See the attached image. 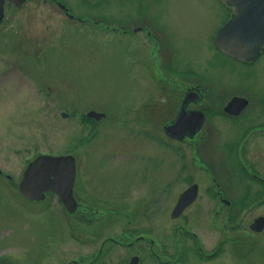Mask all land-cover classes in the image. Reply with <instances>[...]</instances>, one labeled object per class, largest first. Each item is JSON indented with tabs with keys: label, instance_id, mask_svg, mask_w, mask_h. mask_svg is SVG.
Returning a JSON list of instances; mask_svg holds the SVG:
<instances>
[{
	"label": "rangeland",
	"instance_id": "1",
	"mask_svg": "<svg viewBox=\"0 0 264 264\" xmlns=\"http://www.w3.org/2000/svg\"><path fill=\"white\" fill-rule=\"evenodd\" d=\"M60 1L78 14H85L90 4L89 0ZM143 4L100 0L94 6L106 19L126 28L142 24L147 29L134 28L127 35L79 27L51 0H31L20 8L5 5L0 23V169L15 181L0 176L2 264H76L69 260L83 264L85 243L79 239L85 236V249L90 251L115 230L120 239L139 232L153 237L158 250L163 236V257L173 256L177 264H264V231H247L251 217L264 215V203L245 210L242 240L237 238L240 231L234 220L224 232L228 235L224 251L213 259L202 253L224 237L220 229L224 213L215 214L218 203L207 197L214 192L208 191L213 187L209 172L225 183L231 198L242 191L243 181L232 164L237 153L225 139H242L247 127L218 115L204 125L206 141L188 146L166 138L158 128L157 141L151 142L137 132L133 119L136 106L146 98L163 99L148 74L155 65L193 67L221 91L223 100L240 91L252 103L253 97L264 94V56L247 66L213 49L214 26L225 10L216 0ZM191 74L183 78L193 80ZM89 109L103 111L106 117L88 121ZM255 110L251 105L246 112L251 116ZM247 136V156L259 157L257 166L264 171V131ZM38 153L76 154L81 175L76 192L83 197L87 187H94L95 193L87 199L99 207L93 215L97 222L70 219L49 194L39 201L22 196L17 183ZM185 163L190 167L178 171ZM191 180L198 183V198L183 216L172 219L178 194ZM138 247L117 249L126 254ZM243 248L252 250L248 260L240 252ZM141 258V264H161L148 252Z\"/></svg>",
	"mask_w": 264,
	"mask_h": 264
},
{
	"label": "flooded vegetation",
	"instance_id": "2",
	"mask_svg": "<svg viewBox=\"0 0 264 264\" xmlns=\"http://www.w3.org/2000/svg\"><path fill=\"white\" fill-rule=\"evenodd\" d=\"M31 0L24 1L21 5L25 4L26 2H30ZM46 2L47 0H42ZM52 1V0H51ZM57 0H55L56 2ZM100 0L91 1L89 0V5L86 6L88 8L87 12L85 14H78L73 11H66L61 10V12L66 15V17L73 22L79 24V27L82 25L85 26L90 31L93 30H99L101 33L107 32V30H112L114 33H120V34H126L131 32L133 33L134 30L136 31H143L147 30L145 29L144 25L133 26L130 28H126L122 23L119 22H113L109 19H106L101 11H98L96 8L94 9V6L96 3ZM123 3L126 2L125 0H120ZM133 1V0H131ZM141 1V5L139 7L144 6L143 1L147 2L149 0H138ZM12 4L13 3L5 1V5ZM216 4L219 6L225 8L223 17L221 18L220 22L214 26V33L212 35V41L214 50L219 51L222 55L227 57L229 60H232L234 63H240L243 65H253L255 64L259 58L264 56V46L261 47L260 52L255 58L250 59H236L232 57L229 54H225L224 52L219 50V47L216 43V36L219 32V30L225 26V24L232 19V17L235 15L236 10L231 8V6L225 1V0H216ZM16 7V6H15ZM133 8H136V6H133ZM135 28V29H134ZM134 29V30H133ZM151 30V29H150ZM146 32V31H145ZM147 33V32H146ZM225 36V37H224ZM223 39L225 38L226 41L229 37L236 39H242V37L238 34L236 36L232 33H226L224 34ZM192 72V74H191ZM148 74H150L151 82H154L152 86L156 88V91L160 92L161 97L163 99L154 98L152 96H148L149 98H146L142 103H139L136 106L133 119H135V122L137 124V132L143 134V137L151 142H155L156 140V128L162 129L164 132V136H166L168 139H171L172 141H177L180 144H190L198 146V144L203 143L206 141V132L207 127H204L205 123L212 117H218V115H224L226 117H230V120L234 123H239L240 125H245L247 127L244 129L243 137L240 140H234L233 137H230L228 139H225V144L230 147V144L232 147H234L233 150H236V155L232 164L235 165L234 172L235 175L238 176V178L242 182V188L241 192L237 195H234L232 198L228 195L227 192V186L224 182H220L217 180L214 171L211 170L209 172V175H211L210 180L212 181L213 187H211L208 191L212 190L214 191L210 196L207 197H213L215 201L218 203V208L215 210V214L218 213H224V217L221 220L222 228L221 233L225 232V229H229V223H233L235 220L236 222V228L240 231V234H237L239 240H242L245 235L242 233L244 230L245 224V210L247 209H254V207H258L261 204L264 203V171H261L260 168L257 166L260 162L259 157L247 156L246 151V139L247 135H251L254 132H262L264 131V94L260 95V97H253L252 103H250V97L243 93L238 91V93L230 94L228 98H225L223 100L222 95L220 94V90H215V88H212L209 84L206 83L205 77L203 73H197L195 72V68L193 67H186L184 66V69L179 70L178 68L167 64V65H155V68L152 71H149ZM195 75L193 80H188L186 78H183L184 75ZM206 88H205V87ZM243 96L247 100V105L239 111L236 115L228 114L225 111L226 103L230 98L233 96ZM256 107L255 115L249 116V113H247V109L250 106ZM186 110L187 112L195 111L196 109L203 112L205 116V121L202 126V128L195 134L192 138H186L185 132L182 134H179L176 137H170L166 131L165 125L168 123H171L175 120L176 116L182 111ZM103 112V111H102ZM104 115H102L100 118L92 119L94 121H100V119H103L106 117V113L103 112ZM159 119L160 121H158ZM91 121V120H89ZM206 126V125H205ZM147 136V137H146ZM152 139V137H154ZM258 137V135H256ZM251 138V136L249 137ZM254 143L251 141L252 148ZM231 148V147H230ZM201 162V161H200ZM249 162V163H248ZM176 166V163H175ZM189 164L186 163L181 165V167L178 168V171H185L188 169ZM202 167V166H201ZM203 168V167H202ZM80 168L76 169L75 173V181H74V190H73V196L76 199V209L69 213L64 208L61 198L58 197V195L55 192H47L44 195V199L49 194V197L52 199L53 203H55L58 207L62 208L61 211L63 214L70 219H77L80 222H87L89 225H93L95 222H97L99 219L96 218L93 215L98 214V209L96 204L90 205L87 199L89 195H92V193H95V189L92 186L87 187V190L83 192V197L77 195L76 192V180L77 178H80L81 175L79 174ZM248 175L249 178H246L245 176ZM245 178V179H241ZM84 177L82 178V180ZM251 180H254V186L251 183ZM193 182V181H192ZM190 182L189 184H191ZM87 183V182H86ZM189 184L187 186H189ZM186 186V187H187ZM88 193V195L86 194ZM85 197V198H84ZM105 199L110 203V201L105 197ZM195 203V201L193 202ZM112 208H114L111 205ZM264 216L263 214H256L253 217H251L247 222V231L253 232V233H262L264 231V228L262 231H253L252 225L254 220L259 217ZM243 223L244 227L241 225ZM109 228V227H108ZM139 228V227H138ZM149 228V227H148ZM109 230V229H108ZM126 229H122V233H124ZM134 229V231H136ZM230 230V229H229ZM151 229L149 228V232ZM133 232V231H132ZM86 234V233H85ZM134 234V233H133ZM150 234V233H149ZM162 236V235H161ZM155 237V236H154ZM78 240L77 238H75ZM228 240V235L224 233V237L217 241L215 246H213L212 249L208 252H203V255L206 258L213 259L214 257L218 256L220 253H222L225 249V243ZM143 241L144 244L138 246H135L137 242ZM79 242L85 243V246L87 245V241L85 239V236L82 239H79ZM160 244H163V247L165 245V240L159 239ZM159 244V250L156 247V242L153 237H146L145 234L138 233L135 237L132 236L131 238L123 239L117 237V230L115 232H108L105 234L101 240H99V245L95 246V249H91L90 251L85 249V246L83 248L84 254L80 255V257H83V264H129L132 261L133 257H138V264H141L142 262V254L145 253L151 254L153 258H155L158 262L161 264H169L170 258L173 262L172 258L173 256H166L163 257L164 252H162L160 249ZM118 246H122L124 248L132 247H138V250L136 252L131 251L130 249L127 251L126 254L120 253V251L117 249ZM165 248V247H164ZM166 249V248H165ZM201 249V248H200ZM202 250V249H201ZM167 251V250H166ZM252 250H248L245 248L241 249V254L243 255V258L248 260V257L251 255L249 254ZM2 249L0 248V256H2ZM166 255V254H165ZM169 257V258H168ZM1 258V257H0ZM76 259V258H74ZM70 262L76 264H80L75 260H69ZM0 259V264L1 263ZM172 264H177L172 263Z\"/></svg>",
	"mask_w": 264,
	"mask_h": 264
},
{
	"label": "water",
	"instance_id": "3",
	"mask_svg": "<svg viewBox=\"0 0 264 264\" xmlns=\"http://www.w3.org/2000/svg\"><path fill=\"white\" fill-rule=\"evenodd\" d=\"M16 6L24 0H11ZM236 14L218 32L215 40L221 51L229 53L240 59L252 58L258 54L259 48L264 44V0H226ZM4 0H0V22L4 15ZM232 33L240 35L242 39L229 37L223 39L224 34ZM225 37V36H224ZM247 100L241 96L232 97L225 111L237 114L247 105ZM90 115L96 114L89 112ZM97 116V114H96ZM205 116L196 109L187 112L182 110L175 120L165 126L167 133L176 137L185 132V136L192 137L201 128ZM75 158L72 154L46 155L39 154L27 163L19 182V189L25 197L39 200L44 196L45 191H55L62 199L68 211L75 209L76 201L73 197V182L75 179ZM197 184H191L179 195L176 205L171 211L172 217H178L180 213L190 205L196 198ZM264 225V218L255 219L254 229H261ZM138 259L132 258L129 264H137Z\"/></svg>",
	"mask_w": 264,
	"mask_h": 264
}]
</instances>
